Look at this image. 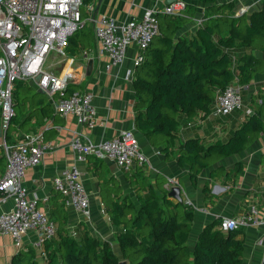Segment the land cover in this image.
<instances>
[{
	"label": "trees",
	"instance_id": "obj_1",
	"mask_svg": "<svg viewBox=\"0 0 264 264\" xmlns=\"http://www.w3.org/2000/svg\"><path fill=\"white\" fill-rule=\"evenodd\" d=\"M198 1L205 4L204 18L190 36L179 35L178 30L194 16L191 4L182 14H158L159 33L145 50L132 80L135 127L150 145L160 147L165 157L175 152L178 164L188 166L192 183L204 168L213 167L210 173L216 175L221 170L216 163L243 150L264 132L261 100L254 102L252 112L225 141L204 145L200 137H187L172 150L179 116L208 114L217 92L231 83L245 84L251 79L256 57L243 53L233 59L229 49L264 51V1L249 16L244 12L232 14V2ZM88 2L83 0V4ZM86 16L87 12L82 10V17ZM91 41L90 26L84 21L68 36L65 52L74 54L90 46ZM13 111L5 132L6 142H10V128L11 133L19 128L31 130L28 125L32 118L41 124L49 116V103L43 94L18 79L14 82ZM42 130L44 134L49 129ZM4 166L5 157L0 153V171ZM130 179L142 190L134 199L119 193L120 186L112 179L100 181L102 202L111 224L117 228L114 235L119 255L108 240L96 238L87 229L72 236L61 202L54 203L50 210V217L57 222V232L45 242L42 262L35 259L34 249L21 247L12 255L10 264H118L121 260L125 264H242L241 229L222 230L218 227L220 219H214L202 227L190 247L192 206L167 195V178L161 174L150 183L142 168L137 167Z\"/></svg>",
	"mask_w": 264,
	"mask_h": 264
},
{
	"label": "crops",
	"instance_id": "obj_2",
	"mask_svg": "<svg viewBox=\"0 0 264 264\" xmlns=\"http://www.w3.org/2000/svg\"><path fill=\"white\" fill-rule=\"evenodd\" d=\"M263 1L217 0L218 3L232 2L231 13L235 16L243 12L249 16L251 12L262 6ZM188 3L192 5L195 13L192 19L178 30V34L182 36L194 34L199 26L196 19L205 13L204 3L198 0H188ZM87 4L93 7L90 14L94 19L101 14H106L121 22L130 18H140L147 8L162 6L164 0H89ZM88 24L92 36L90 46L80 48L74 54L66 53L58 56L60 61L56 64L54 72H73L74 83L70 87L91 92L96 108L94 125L89 128L86 125H79L72 115L60 116L54 111L53 105L45 94L39 92L49 103V116L43 118L41 124L36 118H32L28 125L31 130L19 128L12 132L13 136L11 135L10 138V142H13L26 132L49 129L44 133V139L51 142L53 147L45 152L39 164L25 169L22 184L27 197H35L38 208L48 213L49 216L54 203L62 202L69 232L75 231L77 234L82 229H87L96 238L108 240L114 252L119 255L114 235L117 228L111 224L102 202L100 181L112 179L113 183L120 186L119 193L134 199L136 194L141 193L142 190L136 182H130L132 171H123L108 159H95L92 156H89L86 162L79 163L81 179L89 196L90 216L88 218L65 205L62 196L53 187L52 178L73 159L74 154L69 147V129L87 132L94 141L111 138L124 129H133L138 138L139 147L148 160L147 164L142 167L146 180L154 183L157 174L165 178L175 177L182 189V201L188 200V204L193 208V221L188 237L190 247H193L202 227L214 219L246 213L250 206L258 210L260 217L264 216V132H260L243 150L222 158L216 163L221 167L216 175L210 173L213 167L202 169L197 174L194 183L189 178L188 166L179 165L175 152H172L177 143L187 137H200L204 145L215 140L225 141L242 124L247 115L252 112L254 102L264 98V51L250 48L229 49L235 59L243 53H251L257 59L256 70L249 82L245 84L234 82L239 87L241 107L226 115H214L210 111L206 115L197 113L192 118L179 116L180 123L176 131L175 145L172 150L170 149L172 153L167 158L161 152L160 147L150 145L134 124L132 80L136 68H133L132 60L137 53L135 45L131 44L128 47L126 58L121 64L108 65V57L98 52L99 45L93 36L92 22ZM82 50H86L87 53L84 54ZM89 59H92V68L90 74L86 75V65ZM129 70L132 71L131 77H127ZM23 81L36 91L39 89L32 81ZM248 108L251 110L249 113L246 112ZM10 206L9 200L1 203L0 212L8 210ZM241 231L243 237L242 264H261L264 259L263 226L248 225L241 228ZM34 239V232L29 231L24 236L23 248L34 249L32 246ZM17 251L18 248L8 236H0V264H10L12 255ZM34 251L39 257L37 251L35 249Z\"/></svg>",
	"mask_w": 264,
	"mask_h": 264
},
{
	"label": "built area",
	"instance_id": "obj_3",
	"mask_svg": "<svg viewBox=\"0 0 264 264\" xmlns=\"http://www.w3.org/2000/svg\"><path fill=\"white\" fill-rule=\"evenodd\" d=\"M188 0H174L169 4L147 8L140 18L117 21L114 17L101 14L91 16L92 5L83 0H0V135L5 137L13 115L14 82L30 80L53 105L60 116L72 115L79 125L91 128L96 118L92 94L86 89L68 88L74 83L73 72H48L45 62L50 55H65L67 38L84 21L92 22V32L98 42L99 54L108 57V65L121 64L126 52L134 44L137 53L132 60L133 68L141 64L145 50L159 33L158 14H182ZM87 16L82 17V10ZM203 16L196 19L202 24ZM86 54V50H82ZM234 59V57H232ZM134 72V71H133ZM132 71H127L131 77ZM264 100V98H262ZM239 87L231 83L216 93L211 113L226 115L241 107ZM248 108L246 112H250ZM69 147L74 156L71 162L52 178V184L65 205L90 216L89 196L81 179L79 163L89 156L108 159L126 172L147 164V157L139 147L133 129L121 130L111 138L94 141L89 133L69 129ZM5 166L0 173V204L9 200L8 210L0 212V236H8L17 247H23L24 236L35 234L33 248L37 255L45 256L46 241L56 236L57 224L37 206L35 197H27L22 181L25 169L39 164L53 144L44 139L43 130L22 134L13 142L3 140ZM179 185L175 177H168L165 187ZM181 187V186H180ZM182 190V189H181ZM188 204V200L185 201ZM248 225L263 226L264 216L250 206L246 213L223 216L218 227L222 230L241 229ZM76 236V232H70Z\"/></svg>",
	"mask_w": 264,
	"mask_h": 264
},
{
	"label": "water",
	"instance_id": "obj_4",
	"mask_svg": "<svg viewBox=\"0 0 264 264\" xmlns=\"http://www.w3.org/2000/svg\"><path fill=\"white\" fill-rule=\"evenodd\" d=\"M101 1V0H99ZM174 0H164L165 4H169L170 2H172ZM91 68H92V59H89L86 65V75H89L91 72ZM38 92H43L42 89H38ZM167 195L177 201H182V197H181V187L179 185H172L168 192ZM118 264H125V260H121L118 262Z\"/></svg>",
	"mask_w": 264,
	"mask_h": 264
},
{
	"label": "rangeland",
	"instance_id": "obj_5",
	"mask_svg": "<svg viewBox=\"0 0 264 264\" xmlns=\"http://www.w3.org/2000/svg\"><path fill=\"white\" fill-rule=\"evenodd\" d=\"M57 57L58 56H56V55H50V56H48V58H47V60L45 62V67H44L46 71H48V72H54V68L57 66L56 64L58 63V61H60V58H57ZM10 129L7 131L8 138H10L11 135L13 136V134L11 133L12 130H10ZM4 139H5V137H3L2 135H0V153L3 152L2 145H3V140ZM5 141H6V139H5ZM43 258L44 257L40 258V257L35 256V259L38 262H42Z\"/></svg>",
	"mask_w": 264,
	"mask_h": 264
}]
</instances>
